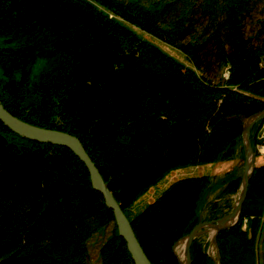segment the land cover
Segmentation results:
<instances>
[{"label":"trees","instance_id":"obj_1","mask_svg":"<svg viewBox=\"0 0 264 264\" xmlns=\"http://www.w3.org/2000/svg\"><path fill=\"white\" fill-rule=\"evenodd\" d=\"M263 1L0 0L2 103L80 138L152 264H181L175 245L201 220L206 195L242 179L238 167L216 181L178 177L134 210L175 170L244 157L245 121L264 110V19L246 28ZM3 137L0 264H92V239L109 227L99 264H135L72 149L0 120ZM251 137L256 148V129ZM221 206L211 218L225 214ZM263 215L264 163L238 221L217 233L218 264H264ZM190 251L192 264H215L202 232Z\"/></svg>","mask_w":264,"mask_h":264},{"label":"water","instance_id":"obj_2","mask_svg":"<svg viewBox=\"0 0 264 264\" xmlns=\"http://www.w3.org/2000/svg\"><path fill=\"white\" fill-rule=\"evenodd\" d=\"M263 118H264V110L255 113L245 121L243 139L246 145L245 147L246 161L244 164V174L242 181L243 188L236 204L233 207V210L230 213L214 220H210V221L200 220L199 223L193 228V230L190 233H188L185 237H183L186 238L187 241L185 248V258L187 264H192L191 251H190L191 243L195 237L201 234V232L205 227H211V226L215 227L217 230L216 231V236H217V233L219 232L220 229L230 227L235 222H237V219L241 212L243 201L248 192V185L250 181V168L253 166L254 148L250 138V129L251 126L256 121L261 120ZM0 120H2L5 123V125H7L12 131L18 133L23 137H27L40 142H49V143L64 145L72 149L86 164L90 172V176L94 188L102 192L106 204L113 210L115 216V222L118 227L119 233L126 240L127 247L132 255L135 264H152L136 235L131 220L124 212L121 203L117 200L114 193L110 190L109 184L104 180L99 168L97 167L95 162L92 160V158L86 151V148L84 147L79 137L63 130L44 128L28 123L20 119L16 115H14L13 113H11L4 106L1 99H0ZM0 140L3 142L6 141L4 137L0 138ZM250 157L251 159H249ZM216 236H215V243H216Z\"/></svg>","mask_w":264,"mask_h":264},{"label":"rangeland","instance_id":"obj_3","mask_svg":"<svg viewBox=\"0 0 264 264\" xmlns=\"http://www.w3.org/2000/svg\"><path fill=\"white\" fill-rule=\"evenodd\" d=\"M258 19H264V1L259 3L255 9V11L252 14V17L249 18L247 23V30L248 32L254 31V29L257 28V20ZM161 45L169 52L174 54L175 56L179 57L180 59H184V56L176 51L174 48H171L164 43H161ZM256 129V135L258 138V143L256 148H254V158H253V166L250 168V176L253 173V170L255 166L260 165L264 163V118L261 120L256 121L250 129V138L252 142V132ZM253 145V144H252ZM245 143H244V153H245ZM246 161V156L244 154V157H238L234 160H226V161H218L215 163H208L202 166H191L187 168H181L178 170H175L171 174H169L162 182L159 183L158 186L154 187L149 192L142 195L139 200L136 202L134 206L135 212L140 211L145 207V205L152 199L156 198L158 194L161 193L162 189L165 188L166 185H168L172 180L186 176V175H201L206 174L213 178L214 181H216L218 178L223 176L224 174L233 172L236 167H238L242 172V179L239 181V186H237L235 189L232 188L231 182H229L226 185L225 192L219 190L214 191L212 193H209L206 195L205 200V207L202 211L201 220L202 221H210L217 218H211L210 215H212L211 207L215 203H219V206L223 207V211L225 214L221 215L220 217L230 213L233 210L234 205L236 204L243 188V174H244V164ZM219 192V195H218ZM218 217V218H220ZM240 218V215L238 219ZM237 219V221H238ZM247 219H244V226H247ZM260 227L261 230L264 232V215L260 219ZM111 231V227H109L103 234H97L92 239V243L90 245L91 250V262L92 264H99L98 259V248L102 241L109 235ZM216 228L211 227H205L202 231L204 242L207 247V252L211 256V258L214 260L215 264H218V249L217 245L215 243V236H216ZM180 241L175 245L176 251H178V256L180 259V262L184 258V247L180 244ZM260 248L264 250V243L261 244ZM186 262V261H185ZM182 263V262H181Z\"/></svg>","mask_w":264,"mask_h":264},{"label":"bare ground","instance_id":"obj_4","mask_svg":"<svg viewBox=\"0 0 264 264\" xmlns=\"http://www.w3.org/2000/svg\"><path fill=\"white\" fill-rule=\"evenodd\" d=\"M225 74V73H224ZM226 75V74H225ZM249 159H251V157L249 158ZM186 238H183V239H181V241H180V244L182 245V247H184V258L182 259V264H187V262H185L186 261V258H185V248H186ZM178 252V251H177Z\"/></svg>","mask_w":264,"mask_h":264}]
</instances>
